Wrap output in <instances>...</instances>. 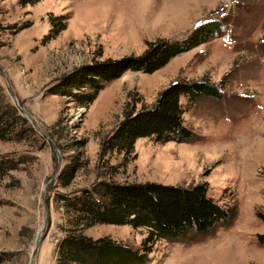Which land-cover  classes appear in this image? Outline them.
<instances>
[{
  "label": "rangeland",
  "instance_id": "obj_1",
  "mask_svg": "<svg viewBox=\"0 0 264 264\" xmlns=\"http://www.w3.org/2000/svg\"><path fill=\"white\" fill-rule=\"evenodd\" d=\"M31 1L0 0V91L42 130L21 114L23 137L0 140L6 163L0 172V264H29L44 225V197L48 227L34 264H53L65 218L59 194L102 179L204 184L209 197L235 209L230 222L206 235L157 241L145 264H264V242L258 241L264 223L257 216L264 211V0ZM58 15L66 17V28L42 44L50 16ZM210 19L226 21L216 37L152 73L124 72L86 106L48 92L79 66L140 55L150 42L182 38ZM178 80L205 81L220 92L194 102L181 97L184 124L195 139L138 138L130 154H100L124 108L148 106ZM67 164L77 168L62 185ZM85 233L138 246L145 229L94 224Z\"/></svg>",
  "mask_w": 264,
  "mask_h": 264
},
{
  "label": "trees",
  "instance_id": "obj_2",
  "mask_svg": "<svg viewBox=\"0 0 264 264\" xmlns=\"http://www.w3.org/2000/svg\"><path fill=\"white\" fill-rule=\"evenodd\" d=\"M39 0H32L36 2ZM51 27L42 44L66 28L64 15L50 16ZM225 20L210 19L195 26L179 39L150 42L137 56L93 60L61 76L49 88L50 94L65 95L79 106L92 102L107 83L124 72L152 73L178 54L216 37L225 28ZM194 102L204 96L220 97L219 90L205 81H176L158 92L154 101L139 109H123L122 118L101 142L100 154L111 151L130 154L138 138L155 142L189 141L196 134L184 124L181 97ZM26 118L18 113L0 91V140L21 139L27 130ZM28 130H31L29 128ZM0 159V172L6 163ZM77 166L65 165L60 171L62 185L69 183ZM63 213L62 235L55 244L53 264H145L159 240L181 241L210 233L230 222L235 209L225 208L206 193L204 184L188 186L155 182L119 183L98 180L89 187L59 194ZM257 216L264 223V211ZM94 224L143 227L145 236L138 246L108 235L93 238L85 229ZM264 242V234L258 235Z\"/></svg>",
  "mask_w": 264,
  "mask_h": 264
},
{
  "label": "water",
  "instance_id": "obj_3",
  "mask_svg": "<svg viewBox=\"0 0 264 264\" xmlns=\"http://www.w3.org/2000/svg\"><path fill=\"white\" fill-rule=\"evenodd\" d=\"M0 74L3 77H5V74L2 72L1 69H0ZM9 92L15 98V94L10 89H9ZM17 107H18V109H19V111H20V113L22 115H24L25 117H27V119H29L30 122H32L34 125H36V123L32 119V117L22 107H20L18 104H17ZM36 127H37V129H39L40 131H42L37 125H36ZM51 180L52 179H50V181ZM43 204H44V208H45L44 225L41 228V230L39 231V233H38V235H37V237L35 239V242L33 244V248H32L31 254H30L29 264H34V259H35V255H36V252H37V248H38L39 244L41 243V241L43 240V238H44V236L46 234V231H47V227H48L47 226V218H48V215H49V203H48V199L46 197H44V199H43Z\"/></svg>",
  "mask_w": 264,
  "mask_h": 264
}]
</instances>
